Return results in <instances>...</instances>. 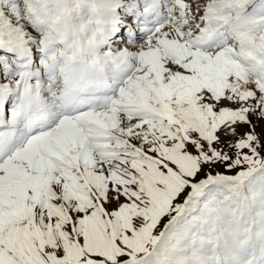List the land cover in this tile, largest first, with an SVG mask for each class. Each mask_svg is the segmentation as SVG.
<instances>
[{
	"label": "snow or ice",
	"instance_id": "snow-or-ice-1",
	"mask_svg": "<svg viewBox=\"0 0 264 264\" xmlns=\"http://www.w3.org/2000/svg\"><path fill=\"white\" fill-rule=\"evenodd\" d=\"M0 264H264V0H0Z\"/></svg>",
	"mask_w": 264,
	"mask_h": 264
}]
</instances>
